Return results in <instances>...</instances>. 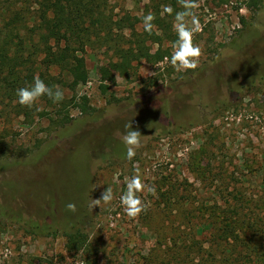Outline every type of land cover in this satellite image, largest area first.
Listing matches in <instances>:
<instances>
[{"label": "rangeland", "instance_id": "374dc122", "mask_svg": "<svg viewBox=\"0 0 264 264\" xmlns=\"http://www.w3.org/2000/svg\"><path fill=\"white\" fill-rule=\"evenodd\" d=\"M251 1L198 0L194 43L203 54L198 68L178 71L169 62L178 0H106L112 31L125 41L145 32L142 17L154 13L158 41L145 44L169 54L124 71L95 42L81 53L87 82L55 85L63 100L40 98L29 117L0 104V264H77L64 237L24 226L78 214L99 251L96 264H264V0ZM35 4L0 0V29L12 8L31 15ZM44 73L67 78L56 66ZM81 94L88 113L72 106ZM129 121L144 135L132 160L122 141ZM137 169L156 192L138 193L147 207L130 218L120 196ZM107 187L112 202L92 208Z\"/></svg>", "mask_w": 264, "mask_h": 264}, {"label": "trees", "instance_id": "16d2710c", "mask_svg": "<svg viewBox=\"0 0 264 264\" xmlns=\"http://www.w3.org/2000/svg\"><path fill=\"white\" fill-rule=\"evenodd\" d=\"M257 1L251 2L256 5ZM35 6L31 15L27 13L29 7L25 11L24 5L12 8L11 15L0 29V104L4 108L9 107L7 110H15L16 114L22 111L25 117L31 115L32 107L19 103L11 105V102L18 100L17 89L33 84L37 71V76L50 87L60 82L74 90L76 86L85 84L88 70L81 53L95 42L112 49L118 62L113 66L124 71L132 66V61H160L169 54L168 50L160 47L151 51L145 44L147 40L158 41L154 30L151 34L134 32V41H125L123 34L114 33L112 19L106 13V0H36ZM27 18L32 21L31 25L26 23ZM157 21L167 33L159 13ZM50 66L58 67L60 72L65 71L67 78L46 75L44 70ZM100 71L102 75L108 73L104 68ZM41 98L48 102L52 100L47 96ZM72 106L84 113L92 109L86 94L74 96ZM38 114L43 116L45 113L41 110ZM58 118V124L63 125L70 117L65 114ZM76 216L73 221L67 219L42 224L31 221L24 228L29 234L62 236L65 249L77 257V264H96L99 251L89 241V233L80 225L81 214Z\"/></svg>", "mask_w": 264, "mask_h": 264}, {"label": "clouds", "instance_id": "9594fccd", "mask_svg": "<svg viewBox=\"0 0 264 264\" xmlns=\"http://www.w3.org/2000/svg\"><path fill=\"white\" fill-rule=\"evenodd\" d=\"M182 11H176L174 15V28L177 34V40L174 42L175 51L170 57V64L176 70H195L199 67V60L203 52L199 45L194 43L195 34L202 30L199 17L195 13V9L199 8L198 0H178ZM164 11L172 15L174 10L171 6L165 7ZM156 16L149 12L142 17L144 31L151 34L156 27L154 20ZM189 23L191 27H189ZM18 103L22 106L31 108L37 101L44 96L52 99L53 102L63 100L64 93L58 86L50 87L39 76L34 77L33 84L28 87H21L16 92ZM126 132L123 135L122 141L126 147V158L132 160L137 149L141 147V137L144 136L138 130L134 129L132 122L125 124ZM149 192L155 194V186H148L141 179L139 170L133 175L127 183V191L120 196V203L124 207V211L130 218H137L146 210V205L142 201L138 193ZM114 199L113 189L107 187L101 193L99 199H93L91 207L98 206L101 202L109 204ZM68 211L76 212V205L69 203L66 205Z\"/></svg>", "mask_w": 264, "mask_h": 264}]
</instances>
